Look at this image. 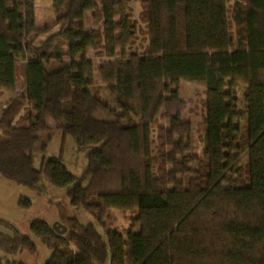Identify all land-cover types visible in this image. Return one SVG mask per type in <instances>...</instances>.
Masks as SVG:
<instances>
[{
    "label": "trees",
    "instance_id": "trees-1",
    "mask_svg": "<svg viewBox=\"0 0 264 264\" xmlns=\"http://www.w3.org/2000/svg\"><path fill=\"white\" fill-rule=\"evenodd\" d=\"M129 1L53 0L62 27L37 41L51 26L37 25L36 0H0V97L15 93L18 59L26 60V93L0 114V174L30 187L46 176L103 227L112 208L136 212L129 229L104 234L76 217L64 234L34 219L31 231L52 249L45 264H264V0H140L145 55L95 67L90 49L112 57L136 39ZM88 10L98 24L90 31L78 24ZM96 68L113 102L92 91ZM181 80L205 87L198 155ZM159 117L168 128L155 151ZM57 128L94 146L82 175L61 157L34 166L35 149ZM9 226L0 264H28L8 256L36 244Z\"/></svg>",
    "mask_w": 264,
    "mask_h": 264
},
{
    "label": "rangeland",
    "instance_id": "rangeland-1",
    "mask_svg": "<svg viewBox=\"0 0 264 264\" xmlns=\"http://www.w3.org/2000/svg\"><path fill=\"white\" fill-rule=\"evenodd\" d=\"M233 2L234 0H228L230 6ZM141 10L142 6L140 0L129 1L128 12L132 22L135 23L138 28V34L136 39L128 45L125 54L118 51L117 57L114 58L108 57L106 54L97 55L96 51L93 49L88 51V57L94 61L95 67H98L99 63L115 60L117 58H122L123 60L137 59L139 56L145 55L144 50L148 44V36L146 34V23L140 16ZM36 13L37 25L39 27L51 26L49 32L36 37L37 41H44L48 36L61 29L62 24H55L57 16L54 11L53 0H36ZM93 13L92 10L86 11L84 18L78 21V24H81L82 28L86 31L98 27V24L94 22L95 18ZM66 60L69 61V57L66 58ZM25 64V59H18L17 81L19 90H25ZM241 84L242 83H240L237 88L238 97L240 98L239 109L245 111L246 107L243 99L245 87ZM91 89L104 101L113 102V94L110 92L100 73L97 71V68L94 72ZM204 89V86L187 80H181L179 84L180 97L186 104L183 118L191 121L193 124L191 155H198L203 151L201 137L203 135L202 109L205 98ZM6 94L8 95L9 91ZM3 101L4 100L2 99L0 100V114L4 108L2 106ZM47 121L50 125H56L59 123L50 116L47 117ZM159 124L163 126L159 128ZM241 126L244 131L246 127L244 118L241 122ZM164 128H168V121L164 117H159L152 131V141H154L153 149L155 151H157V147L159 146V138L162 132L161 129L164 130ZM40 145L34 152V166L36 168L41 167L43 156L61 157L67 169L77 176L82 175L85 171L88 164L89 151L94 149L93 145H79L72 135L68 134L64 137L60 128L54 130L52 139L48 143L46 149L43 150L40 148ZM21 196L30 198L31 204L29 206L20 205L18 200ZM70 217H76L84 224H93L99 232L104 234L106 229H115L118 231L129 229L134 221V217H136V212L122 211L117 208H112L108 210L107 216L104 219L105 227H103L97 221L96 217L86 211L83 207L76 208L72 206L67 196V189L52 185L46 176L42 175L41 180L36 187H30L9 180L0 174V219L4 221L0 223V230L11 235L14 231L9 226L11 225L18 229L22 234L31 237L36 244V249L33 251L21 249L17 254L8 256L11 260H21L28 264H45L52 255V249L31 231V222L37 218L44 219L51 225L60 222L67 227V233L68 227H70L68 222ZM59 228L61 229L62 227L59 226ZM0 255H4L2 250H0Z\"/></svg>",
    "mask_w": 264,
    "mask_h": 264
},
{
    "label": "crops",
    "instance_id": "crops-1",
    "mask_svg": "<svg viewBox=\"0 0 264 264\" xmlns=\"http://www.w3.org/2000/svg\"><path fill=\"white\" fill-rule=\"evenodd\" d=\"M25 75H26V70H25ZM243 86V84H241ZM239 87V85L237 86V88ZM245 87V86H244ZM246 90V88H244V91ZM6 93H8V91H5L4 94L0 97L3 101V107L6 106V104L8 103V101L11 99V97L15 96V95H20V94H25L26 93V85H25V90H19L18 89V81L16 84V91L15 93L13 92H9V94L7 95ZM6 95V96H5ZM0 99V100H1Z\"/></svg>",
    "mask_w": 264,
    "mask_h": 264
},
{
    "label": "water",
    "instance_id": "water-1",
    "mask_svg": "<svg viewBox=\"0 0 264 264\" xmlns=\"http://www.w3.org/2000/svg\"><path fill=\"white\" fill-rule=\"evenodd\" d=\"M59 226H61L62 228L60 229ZM52 227L59 233V234H64L67 231V227L63 224H61L60 222H56L52 225Z\"/></svg>",
    "mask_w": 264,
    "mask_h": 264
},
{
    "label": "built area",
    "instance_id": "built-area-1",
    "mask_svg": "<svg viewBox=\"0 0 264 264\" xmlns=\"http://www.w3.org/2000/svg\"><path fill=\"white\" fill-rule=\"evenodd\" d=\"M112 57L116 58V57H117V55H114V56H112Z\"/></svg>",
    "mask_w": 264,
    "mask_h": 264
}]
</instances>
